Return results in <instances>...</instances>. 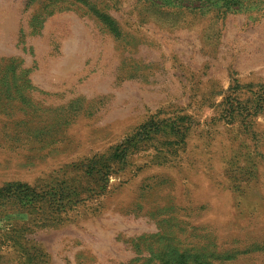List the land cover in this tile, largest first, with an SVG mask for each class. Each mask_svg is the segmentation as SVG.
<instances>
[{"label": "rangeland", "instance_id": "1", "mask_svg": "<svg viewBox=\"0 0 264 264\" xmlns=\"http://www.w3.org/2000/svg\"><path fill=\"white\" fill-rule=\"evenodd\" d=\"M0 264H264V0H0Z\"/></svg>", "mask_w": 264, "mask_h": 264}]
</instances>
